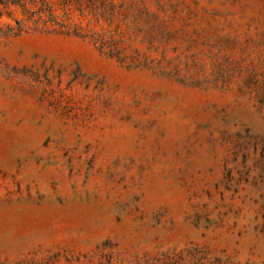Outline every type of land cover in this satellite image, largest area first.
Instances as JSON below:
<instances>
[{
    "label": "rangeland",
    "instance_id": "1",
    "mask_svg": "<svg viewBox=\"0 0 264 264\" xmlns=\"http://www.w3.org/2000/svg\"><path fill=\"white\" fill-rule=\"evenodd\" d=\"M0 0V264H264V0Z\"/></svg>",
    "mask_w": 264,
    "mask_h": 264
},
{
    "label": "trees",
    "instance_id": "2",
    "mask_svg": "<svg viewBox=\"0 0 264 264\" xmlns=\"http://www.w3.org/2000/svg\"><path fill=\"white\" fill-rule=\"evenodd\" d=\"M1 3H8V4H13L16 6H22L24 7V2L23 0H1Z\"/></svg>",
    "mask_w": 264,
    "mask_h": 264
}]
</instances>
